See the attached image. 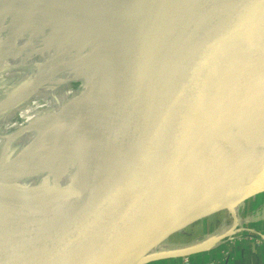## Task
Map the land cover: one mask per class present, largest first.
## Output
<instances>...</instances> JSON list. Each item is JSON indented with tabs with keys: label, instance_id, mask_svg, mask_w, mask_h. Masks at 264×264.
Here are the masks:
<instances>
[{
	"label": "water",
	"instance_id": "1",
	"mask_svg": "<svg viewBox=\"0 0 264 264\" xmlns=\"http://www.w3.org/2000/svg\"><path fill=\"white\" fill-rule=\"evenodd\" d=\"M19 1L27 2L25 14L49 19L40 28L34 25L42 35L47 33L43 41L68 34L95 38L104 32L107 37L127 38L128 44L118 45L111 59L117 65L99 53L100 61L88 58L80 69L71 66L69 71L66 65L49 69L40 61L21 78L25 87L14 109L33 102L55 80L67 96L59 107L42 112L34 122L31 134L35 138L27 149L35 155L47 150L42 161L34 164L22 158L4 171L9 202L8 212L0 214V264H143L157 255L197 250L154 254L173 235L220 212L173 231L168 227L190 198L175 196L184 188L195 189V182L188 178L177 181L178 170L199 172L218 166L228 148L238 142L225 137L229 131L215 126L245 125L252 115V110L246 111L248 103L252 108L264 106V0H152L161 32L152 49L162 51L145 75V63L156 55L149 49L151 39L142 37L135 45L130 42L133 29L125 32L137 26L138 15L145 16L140 12L148 9L133 10L146 0H72L74 11L60 18L59 6L69 0H0V14ZM99 4H105V13L82 23L79 14H95ZM7 24L12 26L11 22L0 24L2 37L8 36ZM69 57L67 63L76 61L74 55ZM15 79H9L5 88H11ZM221 94L226 96L225 108L239 113L209 108L204 121L215 120L211 119L215 116V125L196 127L184 122L183 110L193 101L212 100ZM135 116L141 117L107 153L106 173L95 170L73 193L38 208L58 196L65 180L101 155L119 128ZM26 129L18 133L27 137ZM179 130L191 134L175 142ZM203 131L208 132L199 133ZM258 133L264 136V131ZM11 147L15 154L23 150L16 140ZM236 147L237 154L252 152L256 158L264 152V143ZM223 148V153L217 152ZM29 163L31 172L19 177ZM43 175L52 178V183L32 184ZM155 178L160 179L151 181ZM222 200L223 196L216 202ZM165 207H169L167 212L162 211ZM224 210L235 217L234 210ZM236 226L237 220L231 232L221 237L234 234Z\"/></svg>",
	"mask_w": 264,
	"mask_h": 264
},
{
	"label": "bare ground",
	"instance_id": "2",
	"mask_svg": "<svg viewBox=\"0 0 264 264\" xmlns=\"http://www.w3.org/2000/svg\"><path fill=\"white\" fill-rule=\"evenodd\" d=\"M146 1L149 2V9L150 7L152 8V0ZM144 3L145 2H142L141 4L144 5ZM27 7V2L19 1L9 9L7 8L6 10L1 11L3 14H0V24L11 22L12 25L11 27H9L8 24L6 26L5 32L8 36L2 37L0 35V109L3 105V109L0 111L3 112L0 113V214H6L8 212L7 204L9 202L8 187L4 178V171H6L9 165L16 163L22 158H27V160L29 158L30 161L32 160L31 163L34 164L42 161L41 159L46 154L47 150L35 155L28 153L29 149H27L28 142L33 141L35 138L34 133L31 134L35 126L34 122L42 116V112L47 114V110H53L59 107L67 96V93L58 90V81L55 80L44 86L33 102H30L21 108L14 109L13 105L17 104L15 102L18 101V96L25 87V83L22 81L23 79H21L22 77H26V74L24 73L28 72V69L32 68L40 61H44L49 69L59 65L63 66L64 63L66 64L67 59H71L69 56L74 55L75 53H79L80 55L79 65H77L75 69H80L88 58L94 61H100L99 53H102L100 55L106 54L109 62L117 65V60L115 61L111 59L114 56L116 57L118 45L121 44L123 48L125 44H128L127 38L123 39L121 36L118 37V35L115 34H108L107 37L104 32L97 35L95 38H90L86 34H75L73 36L68 34L70 36L67 38L63 36L55 38L51 37L50 40L43 41L41 40L42 36L47 35V33L42 35V32L34 25L36 24V26L40 28L45 24L44 21L46 22L49 19L47 17H34L31 16V14H25ZM73 11L74 2L69 0L59 6L57 16L60 18L62 15L72 13ZM105 11V4H99V6L95 8V16L100 17ZM133 12L136 13V10ZM140 13L145 16L141 17L137 14L141 20L137 21V26H132L125 33H128V31L133 29L132 36H130V42L132 43L133 41L135 45H139V42L142 41V37H150L151 47H149V49H152L160 41V23L152 12V9ZM152 50L155 51L154 49ZM161 51L162 48L158 53L155 51L156 55L152 56L151 59L145 63L144 69L147 68L144 70V75L149 66L151 64L154 65L158 60ZM70 69L71 68H68L67 71ZM11 78H16L11 81V83H15L11 88L6 89L5 87L8 85L6 82ZM79 106H81V104H79L78 107ZM248 106L249 107L246 111L252 110V115H250L249 119L247 118V124L235 125L234 123H231L224 126H215L225 130V133L229 131L225 137L238 142L236 144L237 146L249 142L254 144L264 143V136L258 133L264 131V106L252 108L250 103H248ZM225 107L226 96L223 94L212 100H195L183 110V119L185 123H190L192 126L198 127L209 123H211V125L216 124L215 120H217V117L215 116L211 118L215 120L204 121L206 109L215 108L218 109L220 113H239V110H229ZM77 111H74L71 114V117H75ZM140 117L141 116H135L125 122L116 134L113 135L101 155L98 153L97 156L85 166L81 173L67 178L62 185L58 196H56L51 202L38 206V208L50 203H56L73 193L93 174L95 170H101L106 173L107 168L104 166V161L107 153L112 149L118 138L134 127ZM18 118L19 120H17ZM25 128L27 129L24 133L27 132V137H23V135L18 133ZM135 128H137V126ZM64 129L65 128L62 127L58 130V135H60ZM255 129H259L257 133H254ZM189 132L190 131L179 130L177 132L178 136L174 138V141L177 142L178 139L184 137L186 134H191ZM206 132L208 131L199 133ZM111 136L112 134L110 137ZM15 140L23 147V150H20L16 154V150L11 147V143ZM236 145L229 147L225 159L211 170L199 172L178 170L176 176V178H178L177 181L188 178L195 182V189L191 190L184 188L177 194V196H175L182 197L184 195H190V198L177 210L172 218L171 225L168 226L171 228V231L198 218L207 217L213 212L224 210L230 205L232 206L242 200L249 199V196H252L254 193H263L264 152L260 153L261 156L258 158L254 157L252 152L237 154L235 152L237 149ZM217 152L223 153L224 148ZM56 165L57 164L51 166L50 169H53ZM28 172H31L30 163L22 169L19 177L29 174ZM46 175L33 181L32 184H39L41 182L52 183V178L46 177ZM159 179L160 178H155L151 181H157ZM240 179H243L244 182L239 187H236L231 194L225 196L230 189H233V185L235 186ZM133 187L135 188L136 185L134 184ZM127 188L129 191H132V186H128ZM221 196H223V200L221 202H216ZM168 208L169 207H165L162 211L167 212ZM165 215L166 214H163V218ZM205 247H207V243L203 246V248ZM159 249H162L161 246L158 250Z\"/></svg>",
	"mask_w": 264,
	"mask_h": 264
},
{
	"label": "crops",
	"instance_id": "3",
	"mask_svg": "<svg viewBox=\"0 0 264 264\" xmlns=\"http://www.w3.org/2000/svg\"><path fill=\"white\" fill-rule=\"evenodd\" d=\"M253 223L252 221L240 222L243 226L242 229L238 227V230L244 232L237 231V234L231 237L222 238L221 235L212 239L209 236L205 239L198 237L183 247H168L164 252L192 247L198 249L191 253L173 256L172 254H161L143 264H264V235L261 234L264 233L261 231L264 227H262V222L259 223V227ZM205 242H207V247H198Z\"/></svg>",
	"mask_w": 264,
	"mask_h": 264
},
{
	"label": "rangeland",
	"instance_id": "4",
	"mask_svg": "<svg viewBox=\"0 0 264 264\" xmlns=\"http://www.w3.org/2000/svg\"><path fill=\"white\" fill-rule=\"evenodd\" d=\"M144 2H145L144 5L140 4L133 11L136 10V12H138L144 10L143 8H145L148 10L152 9V12L154 13L153 5L152 8L150 7L149 9L148 7L149 2L148 1H144ZM75 6L76 5L74 4V7ZM94 15H95L94 12L90 13V15L88 13L83 15L79 14V18L80 20H82V23H84L90 20L91 18L90 16L93 17ZM74 57L76 58V61H73V63H69L70 61L68 63L66 62V64L64 63V65H66V69L71 68V66L75 68L77 65H79V61H80L79 53L78 54L75 53ZM262 191L263 193H257L254 197L242 200L243 202L240 201L242 203L239 204L236 208L235 206L239 202L237 204H233L232 206L230 205L228 208H225V209H230L231 211L234 210L235 217H233V215L228 210H222L214 215H211L208 218H204V220H201V222L195 223L194 225L189 226L184 230H181L179 233L173 235L170 239H168L167 241H165V243L161 245L162 249L159 250L157 249L154 252V254L164 252V250H166L168 247H177V248L183 247L185 246L186 243H189V241L191 242L194 239L196 240L198 237L199 239L202 238L205 239L208 238L209 236V238L212 239L213 237H217L220 234H223V232L225 233L226 231L224 230H228V233H230L231 232L230 229L231 227L234 226L236 220L238 221V226H236V230L233 232L234 234H231L229 237L237 234L236 233L237 231L244 232L243 230H238L239 229L238 227L242 229L243 226L242 224L240 225V222L252 221L254 222L253 225H256L257 227H259V223L262 222L263 224L262 227H264V188ZM261 231L264 232V229H261ZM261 234L264 235V233ZM171 250H176V249H171Z\"/></svg>",
	"mask_w": 264,
	"mask_h": 264
}]
</instances>
